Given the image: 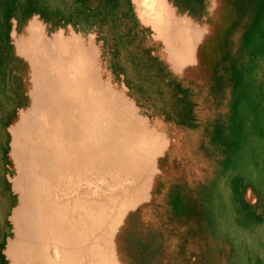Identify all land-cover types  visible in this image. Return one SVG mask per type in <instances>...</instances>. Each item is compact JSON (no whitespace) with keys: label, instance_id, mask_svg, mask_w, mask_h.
<instances>
[{"label":"rangeland","instance_id":"1","mask_svg":"<svg viewBox=\"0 0 264 264\" xmlns=\"http://www.w3.org/2000/svg\"><path fill=\"white\" fill-rule=\"evenodd\" d=\"M173 1L0 0V264H264V0Z\"/></svg>","mask_w":264,"mask_h":264},{"label":"crops","instance_id":"2","mask_svg":"<svg viewBox=\"0 0 264 264\" xmlns=\"http://www.w3.org/2000/svg\"><path fill=\"white\" fill-rule=\"evenodd\" d=\"M164 2H165L166 5H169V0H164ZM173 2L175 4H177L176 0L173 1ZM182 3H184V1H182ZM172 13H174V12H172ZM174 64H175V62H174ZM197 65H198V51H197V48L195 46L193 48V58H192L191 61L186 62L183 65L177 66V65H173L172 64L171 66L176 71V73H183L187 68L195 67ZM93 118H95V116ZM95 119H94V121H95ZM92 132H93L92 135L95 137L94 139H96V137H97L96 129H93ZM166 148H167L166 145H162L163 151H162V153H160L159 156H163L164 155V152H165V149ZM159 156L157 158L158 160H159ZM78 157H79V160L78 161H81V160H83V161H89V162H91V164H93V166L95 167V168H93V171L94 170H97V173H96V171H94L93 175H91V176H101L100 170L96 169V166H99L100 163H101L100 162L99 152H98V154H96V147H95V150H94V152L92 154L89 151L88 152H85L84 154H82V152L81 153L79 152ZM91 160H93V162ZM158 160H157V164H158Z\"/></svg>","mask_w":264,"mask_h":264},{"label":"bare ground","instance_id":"3","mask_svg":"<svg viewBox=\"0 0 264 264\" xmlns=\"http://www.w3.org/2000/svg\"><path fill=\"white\" fill-rule=\"evenodd\" d=\"M180 50V49H179ZM178 52V51H177ZM176 58L179 60L178 62H182V63H186V62H188V61H190V60H192V58H193V47L191 46V44L189 43V41H186L185 42V44L183 45V47H182V50L180 51V52H178L177 53V55H176ZM59 111H61L60 109H59ZM62 111H63V109H62ZM64 112V111H63ZM62 115H64V114H62ZM68 128V127H67ZM33 200H35V198L33 199ZM22 222V221H21ZM19 224H21L20 223V221L18 222ZM23 224H24V222H22ZM22 226V225H21ZM20 227V226H19ZM24 228V227H23ZM20 229H21V227H20Z\"/></svg>","mask_w":264,"mask_h":264}]
</instances>
